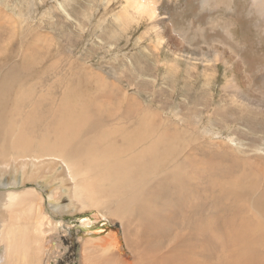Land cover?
Listing matches in <instances>:
<instances>
[{
    "label": "rangeland",
    "instance_id": "1",
    "mask_svg": "<svg viewBox=\"0 0 264 264\" xmlns=\"http://www.w3.org/2000/svg\"><path fill=\"white\" fill-rule=\"evenodd\" d=\"M154 2L158 21L128 12L125 0H0V164L62 162L80 206L56 218L52 253L50 239L40 242L48 264H84L87 239L116 252L122 216L140 211L123 197L148 192L157 201L153 207L179 208L174 195L190 198L195 187L189 161L197 166L196 200L207 202L202 215L211 213L212 196L228 207L214 191L238 189L234 182L245 175L248 183L238 184L250 191L253 209L243 215L255 231L258 219L264 221L253 204L264 201V0ZM87 181L90 191H84ZM4 183L2 193L11 188V175ZM69 203L64 197L63 206ZM37 211L39 205L30 213ZM183 216L179 232L193 235ZM205 219L195 224L200 244L201 229L211 226ZM22 221L37 222L28 213ZM17 229L0 247L11 250L29 239ZM228 229L244 243L243 232ZM93 245L85 246L98 260L102 254Z\"/></svg>",
    "mask_w": 264,
    "mask_h": 264
},
{
    "label": "bare ground",
    "instance_id": "2",
    "mask_svg": "<svg viewBox=\"0 0 264 264\" xmlns=\"http://www.w3.org/2000/svg\"><path fill=\"white\" fill-rule=\"evenodd\" d=\"M154 1L155 0H125V7L128 12H131L130 10H132L136 12L138 16H149V19L151 17L150 20L154 21L158 14ZM127 18H129L128 15ZM156 20L158 21L159 19ZM160 20L162 19L160 18ZM155 26H157V23ZM133 124L135 123L133 122ZM128 125L130 124L128 123ZM157 142H159L160 145L163 144L161 137ZM89 160L88 162H90ZM7 161L8 162L0 164V187L5 184L4 178L6 175H11L12 183L11 188L6 189V193L0 192V243L5 242L6 237L9 234L14 233V231H12L14 226L18 227L17 232H19V235L20 233L23 235L28 233L29 241H18L16 245L11 246V250L8 245L5 247V250L4 247L1 246L0 264H29L30 258H33L35 255L39 259V254H42L39 264H48V258H50V256H47L44 259L45 262L42 260L44 255L41 251L43 246L41 243L43 239H50L48 253H52L53 248L51 247V242L53 239L57 238L52 232L59 231L56 218H63L67 213L78 211L80 206L76 204L74 200V198H76L75 185L73 186L71 184L72 180L70 181L69 176L66 175L62 162H58L55 159L53 160L54 164H52V161H46L45 159H41L36 162L29 159L16 161L14 158H11L10 161ZM104 163L107 164V168L109 169L110 165L106 161H104ZM87 164H85V166ZM59 165L62 167V172H58L56 169ZM100 166L101 164L97 167ZM241 166L242 165H240V167ZM77 167L79 166L77 165ZM84 168L86 167H83V169ZM196 168L197 166L195 167V164L190 161L188 162L187 169L191 170L189 176L195 187L192 189V194L189 193L191 195V197L189 196L190 198L182 199L178 195H174V198H176L175 206H178L179 208L174 207L168 212H164L169 206L167 208H160L158 206L153 207L156 205L157 201L147 199L145 195H147L148 192L144 193V196L140 198H130L129 201L124 197L121 198V202L123 203H129L133 200V202L139 206L140 211L132 212L129 216H122L121 225L123 237H119L115 241V244L117 245L116 252H110L112 249L105 245L95 247L91 240H85V245H93L95 250L102 255L98 258V260H94L87 247L84 245V264H101L102 259H104L107 264H129L127 263L129 261V257L133 259V263L130 264H263L264 221H261L260 218L258 219V225L256 224L257 230L255 231L253 230L255 229L253 222L247 218L248 214L246 213L247 216L243 215L244 210L248 209L247 207L250 206L249 204L251 202L247 201L250 191H242L241 186L238 184L245 183V181L247 182V180H245V175L237 177L238 181L234 182V185L237 186L238 189L233 187L231 189L230 187L229 190H225L224 188L222 191H214L215 193L220 194L222 199L228 200V207H224L217 196H214L216 201L212 196V207L208 211L211 213L202 215V211L207 206V202L197 201L195 197L197 193ZM87 169L88 165L87 168L84 169L85 172ZM114 170L116 172V167ZM177 170L178 172L181 171L180 169ZM19 176H21V179H19ZM92 178L93 177H91V179ZM94 179L95 178L92 179V183ZM30 182L31 188H24L23 185L26 186V184ZM87 183L88 181L86 184L84 183V191L91 190L90 185H87ZM105 188L106 187L102 188V193L107 192ZM180 189L182 190L183 188L180 187ZM45 190L49 192L48 197L44 194ZM230 190L235 194H232L229 197L227 195V191ZM95 191L97 192L96 189ZM110 194H114L112 190ZM64 197L69 198L70 203L68 206H63L62 204ZM118 197L115 196V198ZM262 199L263 196H261L258 201L256 200L253 204L254 206L258 205V209L263 210L264 213V201H262ZM204 200L209 201L207 196L204 197ZM37 201H40V203L38 204ZM240 202H244L243 204L245 205L241 206L242 204H240ZM38 205L41 208V212L37 211L35 214L30 213L32 209ZM250 207L252 208V204ZM162 209H164V211H162ZM250 211L248 212L250 213ZM27 213L34 216L37 222H31L29 224L23 223V214ZM183 215H185V223L187 226H190L193 235H185L179 232L182 228H184V226L178 222L180 221L178 217ZM252 217L255 218V216ZM205 218L210 219L211 226L204 227L203 230L201 229V233L203 231L204 238L202 240L203 244L202 242L200 244L199 242L201 239L197 242L195 224L204 223L203 219ZM3 222H5V224ZM235 223L239 225V228ZM25 227L29 229L27 231H34V233L30 234L27 231L24 233L22 230ZM228 227L236 231L240 230L245 234V237L242 239L244 242L243 244L238 240V242L243 245L240 246L241 248H237L240 245L235 241V238L238 237L237 234L234 233L233 236H229L228 233L230 232L227 231ZM248 228L251 229L250 232L253 236H255L254 239L250 238L251 234L249 235ZM230 229L228 230L230 231ZM222 231L223 239H221ZM198 232H200L199 229ZM209 232L210 234L213 233V235H209ZM4 233L5 237L3 236ZM261 248L263 249V252L260 250ZM237 249H239V254H237ZM106 253L111 254L104 256ZM116 255L120 256V258H117ZM2 256H4L5 259H2ZM237 258H240V260L238 261Z\"/></svg>",
    "mask_w": 264,
    "mask_h": 264
}]
</instances>
